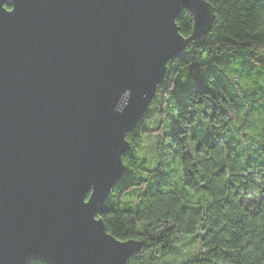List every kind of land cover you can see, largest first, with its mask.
I'll use <instances>...</instances> for the list:
<instances>
[{
	"label": "water",
	"instance_id": "95a60500",
	"mask_svg": "<svg viewBox=\"0 0 264 264\" xmlns=\"http://www.w3.org/2000/svg\"><path fill=\"white\" fill-rule=\"evenodd\" d=\"M3 3L14 10L0 9V264H124L137 246L92 216L124 175V132L185 47L172 18L192 10L198 39L211 13L201 0Z\"/></svg>",
	"mask_w": 264,
	"mask_h": 264
},
{
	"label": "clouds",
	"instance_id": "9594fccd",
	"mask_svg": "<svg viewBox=\"0 0 264 264\" xmlns=\"http://www.w3.org/2000/svg\"><path fill=\"white\" fill-rule=\"evenodd\" d=\"M201 3L212 17L204 42L192 10L172 18L185 47L164 61L144 112L124 132L125 174L92 216L106 236L137 246L124 264H264V0ZM193 65L203 86H189ZM131 96L125 89L114 111Z\"/></svg>",
	"mask_w": 264,
	"mask_h": 264
},
{
	"label": "trees",
	"instance_id": "16d2710c",
	"mask_svg": "<svg viewBox=\"0 0 264 264\" xmlns=\"http://www.w3.org/2000/svg\"><path fill=\"white\" fill-rule=\"evenodd\" d=\"M182 11H181V13H182ZM205 36L198 38V40H200L201 42H204ZM181 53L178 56H180ZM175 57H177V56H175ZM203 80H204V77L202 76V74L199 70V67L197 65H193L190 69L189 86L192 84H197V85L203 86ZM189 86H185L183 88L178 87L177 92L175 93V95L177 96L178 102H181L182 97L188 91ZM42 264H44V263H42Z\"/></svg>",
	"mask_w": 264,
	"mask_h": 264
}]
</instances>
